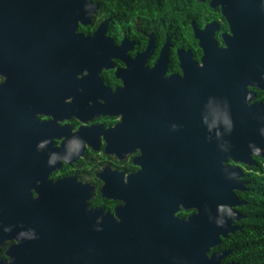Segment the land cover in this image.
<instances>
[{
	"label": "flooded vegetation",
	"instance_id": "1",
	"mask_svg": "<svg viewBox=\"0 0 264 264\" xmlns=\"http://www.w3.org/2000/svg\"><path fill=\"white\" fill-rule=\"evenodd\" d=\"M233 2L0 0V260L85 264L93 251L163 264L181 254L174 240L212 229L213 129L195 113L205 99L162 88L212 49L240 86L225 92L240 129L223 147L234 202L220 212L236 229L208 256L239 264L223 242L248 235L259 206L264 0Z\"/></svg>",
	"mask_w": 264,
	"mask_h": 264
},
{
	"label": "water",
	"instance_id": "2",
	"mask_svg": "<svg viewBox=\"0 0 264 264\" xmlns=\"http://www.w3.org/2000/svg\"><path fill=\"white\" fill-rule=\"evenodd\" d=\"M224 1H228L230 5L234 3L233 0ZM235 14L236 13H233L229 17L235 18ZM210 50L212 49L206 51L203 58L204 64H197L196 70L193 69L191 76L189 75V70L186 69L183 77L169 79L162 88H165L169 92H198L197 96L205 99L202 103V107L198 108L195 113L196 120L212 124V152L211 160H209L207 177L210 175L212 177V207L216 213L212 218V223L209 224L212 229L208 228L206 231L203 230L201 233L197 234V237L194 239L186 240L181 237L174 240L182 243L181 254L176 255L174 253L159 256L163 264H221V257L223 255L214 253L209 257L208 252L212 247L221 243L222 236H227L229 232H234L236 229V227H232L231 225L232 219L226 220L225 214H221L220 212L221 209L223 211L228 209L224 204L226 201H229V205L233 204L231 203L232 199L234 202L233 193L231 191L228 193L224 186L228 177L224 173L226 169L223 165V147H225L227 143L230 145L236 144V140H233L230 136L228 139L227 132L230 129L236 131L240 129V127L237 126V122L240 120L238 96L226 94L225 92H238L240 86L236 79H233L231 75H226L222 70L223 65L226 64L223 62L226 55L221 51L217 54H211L212 51ZM215 51L217 52V49ZM160 87L161 85L156 84L154 86V88ZM263 141L264 135L262 134L261 143ZM262 147H264V142L262 143ZM200 175L201 174L198 173L197 177ZM194 193L198 195L197 199H205V181H202L200 185L197 186ZM229 211H231V209H229ZM226 225H228V227ZM177 232L180 234L185 233L179 229H176V232L173 233L177 234ZM91 249H93V247H91ZM41 250L44 249L41 248ZM28 253L23 255V258L28 261V263L24 264H33L30 263ZM132 256H134V254ZM84 257H86L85 264H109L103 262L109 258L108 256L99 254L94 255L93 251H91L90 254H85ZM119 258L122 257L117 256V259ZM123 258L127 259V256H123ZM122 263L124 264V262ZM0 264H5V262L0 260Z\"/></svg>",
	"mask_w": 264,
	"mask_h": 264
},
{
	"label": "trees",
	"instance_id": "3",
	"mask_svg": "<svg viewBox=\"0 0 264 264\" xmlns=\"http://www.w3.org/2000/svg\"><path fill=\"white\" fill-rule=\"evenodd\" d=\"M257 211L251 213L247 228L249 234H238L224 240L233 249V259L239 264H264V166L261 164L260 193Z\"/></svg>",
	"mask_w": 264,
	"mask_h": 264
}]
</instances>
